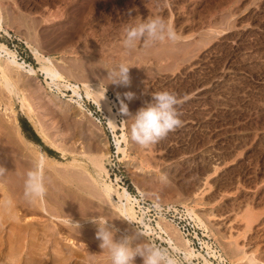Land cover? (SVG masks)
Wrapping results in <instances>:
<instances>
[{"label": "rangeland", "instance_id": "rangeland-1", "mask_svg": "<svg viewBox=\"0 0 264 264\" xmlns=\"http://www.w3.org/2000/svg\"><path fill=\"white\" fill-rule=\"evenodd\" d=\"M262 8L264 9V0H0V44L5 45L8 49L13 51L17 60L27 65L37 67V60L34 58L32 52V49H35L39 54L52 60L56 70L65 80L78 84L82 82H95L104 88L106 87V95L111 101L110 105H112L114 111L118 112L116 121L119 123H117L118 129L116 130L120 131L116 132L115 130V133L119 136L124 132L127 141V155L123 157V155L117 153V150L116 154L112 152V140H114L113 133H111V130L108 132L100 122L98 123L99 117L102 119L104 114L91 103L90 100L84 97L81 99L82 108L85 112L91 113L90 116H82L80 115L82 112L75 104L68 101L65 102L69 98V91H64L65 97L61 96V92L57 91L55 88L52 93H48V89L43 83V76H31L30 81H28L12 73L15 78L22 79L19 83L20 88L25 97L28 99L30 98L29 102L32 108L34 107L36 114L38 116L41 115L40 117L42 119L43 115L46 116H44L46 119L41 120L44 123L42 124L48 138L56 140L59 135V137L62 135L61 139L58 138L61 142V144L60 142L59 144L60 147L67 152L76 153V151L78 152L79 150L78 153L83 151L86 154L89 153V156L99 153L105 154L106 157L102 160V163L109 174L108 178H105L107 182L110 180L115 182L114 179L117 178L119 185L123 182L124 186H128L133 193L138 194L136 188L143 191V197L147 201L162 205H183L191 208L216 238L224 253L234 264H252L247 259H243V250L240 248L242 245L248 247V250L253 253L255 261H257L258 264H263L264 142L256 143L257 140L254 137V133L256 132L262 130L264 132V58H261L262 56L264 57V10ZM156 15L164 17L169 23L173 24L176 31L181 34V40L175 44L164 43L147 47L141 45L137 49L126 52L120 43L125 27L138 21L139 18L143 20ZM232 39L235 44L231 41ZM252 44H254V46ZM245 45L249 47L246 48ZM259 49H261V51ZM206 51L210 53L207 59L209 62L206 61L203 67L201 66L202 68H195V71L193 70L186 75L181 73V71L184 72L190 64L195 62L194 59H196L198 55ZM251 52H254V54ZM239 53L242 59L241 57L239 58V55H236ZM0 55L4 57V53L1 52V50ZM251 57L253 59H261L262 66L258 65L259 68L253 65L252 62L254 63L255 61H253ZM237 60L241 61L239 62ZM2 62L3 59H1V63ZM118 63H125L130 67L128 72L130 82L126 86L111 84V80L107 76V72ZM230 65L232 66L230 67ZM246 66L251 68H247ZM219 67H229V70L234 67L233 70H230V75L233 77L237 75V77L233 78L229 76L234 80L229 77L228 79L224 78V82L227 84L224 88L212 89V94H215V97H219L224 101L222 105L217 108L207 102L208 115L206 117V126H204V124L194 125L193 130L188 133H179L176 129L178 133L173 131L172 134H170V132L166 138L149 149H142L128 138V128L131 124V119H128V116L120 113L119 107L121 101L127 105L129 115H134L140 107L151 100V93L153 92L169 90L180 93V89L183 86L181 87V85H178V81L176 85L166 81L170 79L171 76L176 78L184 77V81L181 82L187 85L188 82H185L189 81L188 85H192L198 79H207L206 81H209L213 74L220 69ZM258 71L261 72L259 73ZM227 80H229V82ZM34 83L35 85H33ZM28 85H32L34 96L37 91L36 93L39 96L36 95V97H38L39 100L35 98L37 101L41 100V102L38 103L36 100L33 101L29 96L30 92L28 90L32 87L30 86L29 89L26 88ZM34 86H36V91L34 90ZM233 87H235V89H233ZM236 88L238 91H236ZM216 89L219 91H216ZM126 92H132L134 94L133 99H125L124 94ZM2 96L4 97L6 95L4 94ZM2 99L5 101L6 97ZM51 99L52 101H49ZM35 103H37L36 106L34 105ZM16 104L17 103H15L13 108L16 112V119L18 120V135L21 136L23 141L26 140L34 144L29 145L24 141L27 150L25 151L26 157L27 155L30 156L31 153L28 151L30 150L33 152V156L41 152L58 162H64L58 152L50 149L48 145L37 136L27 119L21 114L19 105ZM65 104H67V106H65ZM41 105L43 110L42 107L41 109L39 108ZM231 105L235 107L233 106V108ZM114 106H116L117 109H115ZM38 108L42 112L40 111V113H38ZM58 108L60 110L63 108L61 111H66L67 114L66 112H61ZM44 109H47L48 112H45ZM190 110L191 112H189ZM186 111H188V113H186ZM180 112L182 119L186 116H188L187 118L191 121L197 118L195 107H188V109ZM239 113L241 114L239 115ZM218 114H220L221 117ZM48 116L51 117L49 118ZM0 117V121L4 120L1 113ZM62 117L69 120L65 121ZM225 117H227L226 120H224ZM53 118L54 120H51ZM49 119L50 121H48ZM20 121H26L27 127H30L34 135L38 137V142L32 140V132L28 131L27 127L23 128ZM52 121L53 124L50 123ZM104 121H106L105 118ZM227 121L229 123H227ZM253 123L256 125L253 126ZM68 124L71 126L69 127ZM246 124H251V126H247ZM122 125L124 126V130L121 129ZM240 125H243V128ZM244 125H246L248 130L244 129L246 128ZM51 126L54 130L56 129V132ZM214 126H219L217 128H222L223 132H226L224 140L221 139L220 141V139H217V133L214 131L217 128ZM47 127H49L50 131H48ZM252 127H254V129ZM62 128H65L68 133H66L64 129L62 130ZM230 129L233 132H231ZM241 130H243V132ZM63 131L67 134L66 136L64 135L65 133H61ZM0 132H2L1 123ZM246 133H248V135ZM237 135L242 138V140L239 139L240 144L236 143L238 142L235 140ZM242 135L245 136L242 137ZM0 137V142H2L1 140H5L7 143L11 142L9 137L2 138L1 134ZM6 138H8V140H6ZM65 139H68V141ZM240 140L243 143L240 142ZM69 141L70 145L68 146L67 143H69ZM11 143L6 146L4 141L2 145L0 143L1 146L7 148H4L6 149V152H4L6 156L8 155V148L13 146V143ZM122 146H124L123 143ZM215 146L216 148H222L223 157L221 160L213 162L212 159H214V151L216 150ZM224 149L225 151H223ZM168 150H170L171 153L168 152ZM47 151H50V153ZM9 153L12 152L9 151ZM184 154L189 155L184 156ZM11 155L13 156L12 160L20 167H23V164H25L24 167L32 165L31 160L30 164L27 165L28 160H26L25 157L20 156L16 159L18 156H15L14 153ZM195 156L208 157L209 162L202 164L200 160L197 159L192 160L193 163L191 161L188 162L190 163L188 165L191 169L188 173L185 172L184 166H177L170 170H166L165 168V164L172 160L180 165V162L184 163V161L186 162L189 158ZM10 157L9 155V157L7 156L8 159L6 158L8 164L10 163ZM66 157L67 159L70 158L69 156ZM21 159L24 160L21 161ZM19 162L21 164H19ZM11 163V166L15 165L12 161ZM232 166L234 168H232ZM14 167H16V165ZM46 176L47 177H45V175L43 176L46 189L44 198L47 209L52 212L51 215H60V217H64L65 215V217H70L73 212H69L73 210L72 207H75L78 208L80 212H84L83 214L85 216L81 217L75 215L70 218L76 220L87 218L90 219L91 222L78 228H69L58 221L50 220L49 215H44L40 212L35 213L27 204L18 202L14 208V220H8L10 224L7 221L0 225V232L2 233H0V243H2V245L12 244V242L13 244L19 243L22 245L24 252L25 246H28L34 241L29 233H34L35 231L33 230L34 228L29 225L26 230L23 231L24 233L22 232L20 234V236L22 235L23 237H19L17 233L18 228L19 226L25 227L27 224L32 223L35 224V229L40 227L37 230L38 235L36 239L38 241L40 238V240L43 239V241H38V243L40 242L41 245L46 243L44 245L45 247L47 245V248H44L45 250L43 252L40 251V255L43 254L46 259L42 258L44 257L42 255L39 256L42 260L40 261L38 257L39 264H66V262H68L67 264H111L110 253L101 245V241L96 235L98 227L102 226L100 218L106 220L113 227L118 228L123 232L124 236H133L135 240L134 243H139L141 245L149 244L142 234L131 227V225L125 223V221L116 217L110 207L96 197L95 193L92 192L89 187L88 182L85 181L84 177L79 173L69 177L63 175L54 176L51 174H46ZM204 178L205 180H203ZM204 181H207L204 184L207 188L205 187L204 191L201 192V182L204 183ZM45 193L48 194L45 195ZM49 195H53L51 196L52 198ZM70 196L71 200L69 201ZM73 197L74 199H72ZM4 200L8 199L4 194L0 193L1 210H3V208L5 209L6 206L7 201ZM72 200L73 202H71ZM55 201L59 204H55ZM100 203L101 205H99ZM1 210L0 212L2 213ZM92 210L95 211L92 212ZM224 210L228 211L232 216L243 215L249 211L250 214L257 216L259 220L249 227L244 226L245 224L243 223L238 224L236 226V228L238 227V232L233 229L229 232L228 228L220 226L215 220L220 211ZM238 219L240 220L239 216ZM50 223L52 224L51 227H54L50 229L51 231L55 229V234V231L51 233L50 229L49 231L47 229L50 227L48 226L51 225ZM13 224L14 229L12 226ZM10 226H12V228H10ZM6 228H10L9 230L11 231L7 229V232L5 230ZM171 228L175 232V229L173 227ZM109 230L114 231V239L118 240L122 238L114 229L109 227ZM6 232L8 234L14 232V234L10 233V235H8ZM46 232L47 235L45 234ZM175 233L178 234L177 232ZM43 235L47 237L44 238ZM177 237L180 238L179 235H177ZM17 240L21 241V243ZM23 240L24 242L22 243ZM50 249L52 251L54 250L55 254H53L54 251L52 252ZM59 259L67 261L64 262L61 260L60 262ZM4 260L7 261L9 258H5ZM133 264H143L142 258L139 256L135 257Z\"/></svg>", "mask_w": 264, "mask_h": 264}, {"label": "bare ground", "instance_id": "bare-ground-1", "mask_svg": "<svg viewBox=\"0 0 264 264\" xmlns=\"http://www.w3.org/2000/svg\"><path fill=\"white\" fill-rule=\"evenodd\" d=\"M263 9V8H262ZM264 10V9H263ZM260 13V12H259ZM261 14V13H260ZM256 17V16H255ZM253 18V17H252ZM262 19V18H260ZM260 21V20H259ZM254 25V24H253ZM261 26V25H260ZM257 27V26H256ZM262 27V26H261ZM249 28V27H248ZM255 28V27H254ZM260 28V27H259ZM0 29H1V26H0ZM251 29V28H250ZM249 29V30H250ZM252 31V30H251ZM255 31V30H254ZM257 31V30H256ZM263 31V30H262ZM259 32V31H258ZM257 32V33H258ZM241 33V32H240ZM250 33V32H249ZM260 33V32H259ZM239 34V33H238ZM251 34V33H250ZM256 34V33H255ZM253 35V34H252ZM234 36V35H232ZM236 36V34H235ZM244 36V35H243ZM249 36V35H248ZM246 36V37H248ZM251 37V36H249ZM248 37V38H249ZM234 38V37H233ZM243 38V37H242ZM244 39H247V38H244ZM253 39V38H252ZM256 39V38H255ZM224 40V39H223ZM230 40V39H228ZM235 40V39H234ZM233 41V39L231 40ZM234 42V41H233ZM240 42V40H239ZM245 42V41H244ZM247 42V41H246ZM261 42V41H260ZM250 43V42H249ZM248 43V44H249ZM252 43V41H251ZM254 43V41H253ZM235 44V42H234ZM241 45V44H240ZM250 45V44H249ZM254 46V44H252ZM264 45V44H263ZM239 46V45H238ZM228 47H231V46H228ZM246 47V45H245ZM249 47V46H247ZM246 47V48H247ZM241 48V47H239ZM251 48V46H250ZM253 48V47H252ZM257 48V47H256ZM230 49V48H229ZM0 50L1 52L4 53V57L2 55H0V113L3 115V119L4 120H1L0 123H1V128H2V132H0V134L2 135V138L3 137H9L11 142L13 143V146H11L10 148H8V157L9 155L11 156L9 161L11 163V161L13 163H15L16 167L14 166H11L10 163L8 164V162H6V154L4 152H6V147L4 146H1L2 145V142L4 141V144L7 143L5 142V140H1L2 142L1 145H0V193L4 194L5 197L8 199V200H4V201H7L6 202V206H5V209L3 208V210H0L2 211V213L0 214V225L6 223L8 220H11L13 219L14 220V217H15V206L18 204V202H21V203H24V204H27L28 206L31 207V210L35 213L37 212H40L41 214H44V215H49V218L50 220H55V221H58L62 224H64L65 226L69 227V228H73V227H76L75 225H72L69 223V217H60L59 216H53L51 215L52 212L49 211L46 207V204H45V198H44V194L39 197V198H34V199H29V198H26L25 196V192H24V182H25V179H26V175L29 171H33L35 170L36 168V165L38 162H42L43 164V176L46 174H51V175H54V176H72L73 174H80L84 177V180L88 182L89 184V187L91 188L92 192L95 193L96 197L98 199H100L103 203L107 204L110 209L112 210L113 214L118 217L119 219L125 221V223L131 225V216H132V213H133V204L135 203L134 200L136 199H133L131 197V195L129 194V192L125 189V187H122L121 185L118 184L117 182V178H115V182H113L112 180H110L109 182L106 181L105 178H108L109 174L107 172V170L105 169V167L103 166V163H102V160L106 157L105 154H94V155H91L89 156L88 154H86L85 152L81 151V153H78L76 151V153H73V152H67L65 151L62 147H60V144L61 142L58 140V138L61 139V137L58 136V138L56 140H52L51 138H48L47 135L45 134V128L43 126V122L42 120L43 119H46L44 118L45 115H43V119L40 117L41 115H37L35 110H34V107L32 108V105L31 103L29 102V99L27 97H25L23 91L21 90L20 88V78H15L14 75L12 73L15 74V76L17 75L18 77H22L28 81H30V78L31 76H34V77H40V76H43V83L46 85L47 89H48V93H52L53 89L55 88L57 91L61 92V96H64L65 97V94H64V91H69L70 92V95H69V98L65 101V102H71L73 104L76 105V107H78L80 109V111L82 113H80V115H88L90 116L91 113L89 112H85V110L82 108V103H81V99L84 97L86 98L87 100H90L91 103H93L103 114H104V117L107 121V126L108 128L111 130V132L113 133V137H114V143H115V146H116V150H117V153H120L121 155L126 156L127 155V141H126V137H125V134L124 132H122L119 136L115 133V130L118 129V124L116 123V117L118 115V112L117 111H114L113 108H112V105H110L111 101L109 100V98L107 97L106 95V92H105V95H104V98L101 100V96L100 95H97L93 92L96 91L97 87L99 89H103L104 87L101 86L100 84L98 83H95V82H82V83H72L71 81H68V80H65L62 75L56 70L55 68V65L53 64L52 60L48 57H45L41 54H39L35 49H32V52H33V55H34V58L37 60V67H32L30 65H27L23 62H20L19 60H17L15 54L13 51H11L10 49H8L5 45L3 44H0ZM234 50V49H233ZM261 51V49H259ZM235 52V51H234ZM237 52V50H236ZM231 53V52H230ZM233 53V52H232ZM254 54V52H251ZM260 53V52H259ZM262 53V52H261ZM209 51H206V52H203L202 54L198 55L195 60V62L193 64H190L188 68L185 69L184 72L181 71L182 74H188L189 72L193 71L195 68H199L203 65L206 61H208V57H209ZM235 54V53H234ZM233 54V55H234ZM252 54V55H253ZM256 54V53H255ZM258 54V53H257ZM228 55V54H227ZM232 55V56H233ZM236 55H239V58L241 57L240 53L239 54H236ZM251 55V54H250ZM263 55V53H262ZM235 56V55H234ZM236 57V56H235ZM212 58V57H210ZM232 58V57H231ZM238 58V57H237ZM238 58V59H239ZM248 58V56H247ZM252 58V57H251ZM261 58H264L263 56ZM1 59H3V64L1 63ZM242 59V57H241ZM250 59V58H249ZM211 60V59H210ZM248 60V59H247ZM253 61H255L254 63L252 62L253 65H256V66H262V60L257 58V59H253ZM239 61V60H237ZM241 61V60H240ZM239 61V62H240ZM243 61V60H242ZM250 61V60H249ZM187 62V61H186ZM209 62V61H208ZM238 62V63H239ZM247 63V61H246ZM243 64V63H242ZM251 64V63H250ZM249 64V66H250ZM227 65V64H226ZM244 65V64H243ZM185 66V65H184ZM232 65H230L231 67ZM241 66V65H240ZM247 67V68H251V67ZM252 66V65H251ZM258 66V67H259ZM179 67V66H178ZM201 67V68H202ZM227 67V66H226ZM236 67V66H234ZM233 67V69H234ZM257 67V68H258ZM220 68V67H219ZM243 68L245 69V67L243 66ZM253 68V66H252ZM256 68V69H257ZM260 68V67H259ZM232 69V68H231ZM230 69V70H231ZM232 69V70H233ZM237 69V68H236ZM255 69V68H254ZM229 70V67L228 68H223L221 67L219 70H217L211 79H209V81H206V80H203V79H198V80H194V84L192 85H188L189 81H186L185 83H187V85H184L183 82L181 81H184V77H179L181 75H179L178 77L179 78H176L174 76H171L173 78L170 77V79H167L166 81H168V83H173L174 85H176L177 81L179 82L178 85H181V89H180V93H177V95L179 97L182 98V103L179 105V111H184L185 109H188V107H195V111L197 113V118L193 121L189 120V118H187L188 116L186 117H183L182 121H183V125L181 127H179L177 130L179 131V133L183 132V133H188V132H191L193 130V126L194 125H202L206 123V117L208 115V108H207V102L208 104L210 105H213L215 108L219 107L222 105V102L224 100H222L221 98L219 97H215L211 92L213 88H217V89H220V88H224L225 85V82H224V78H227L229 76H231V72ZM251 70V69H250ZM264 70V69H263ZM195 71V70H194ZM198 71V70H196ZM235 71V70H234ZM255 71V70H254ZM254 71H251V72H254ZM237 72V71H236ZM239 72V70H238ZM237 72V73H238ZM244 72V70H243ZM246 72V71H245ZM259 72V71H258ZM261 72V71H260ZM259 72V73H260ZM194 73V72H193ZM250 73V72H249ZM248 73V74H249ZM256 73V72H255ZM198 74V72H197ZM205 74V73H204ZM239 74V73H238ZM194 75V74H193ZM234 75V74H233ZM236 75V74H235ZM240 75V74H239ZM258 75V73H257ZM262 75V74H261ZM184 76V75H183ZM200 76V75H199ZM260 76V75H259ZM264 76V74H263ZM191 77L193 78V76L191 75ZM190 77V78H191ZM233 77V76H231ZM235 78L237 77L234 76ZM233 77V78H234ZM33 78V77H32ZM166 78V77H165ZM207 78V77H206ZM230 78V77H229ZM233 78H230V79H233ZM187 80H189L188 78H186ZM262 79V77H261ZM25 80V81H26ZM164 80V79H163ZM234 80V79H233ZM238 80V79H237ZM236 80V82H237ZM263 80V79H262ZM35 81V80H34ZM165 81V80H164ZM229 82V80H227ZM226 81V82H227ZM232 81V80H231ZM159 82V81H158ZM163 82V81H162ZM25 83V82H24ZM161 83V81H160ZM193 83V82H192ZM31 84V83H30ZM156 84V83H155ZM171 84V85H173ZM183 84V85H182ZM233 84V83H232ZM35 85V83L33 84ZM32 87V85H30ZM30 86L28 85V87L26 86V88H30ZM35 87L34 86V90H35ZM165 87V86H164ZM168 87V86H167ZM171 87V86H169ZM179 87V86H178ZM231 87V86H230ZM227 88V87H226ZM240 88V87H239ZM27 89V90H28ZM151 89V88H150ZM216 91H219L217 90ZM230 89V88H229ZM228 89V90H229ZM233 89H235V87H233ZM237 89V88H236ZM242 89V88H241ZM93 92H92V91ZM30 92V97L34 100H36V102H41L40 101H37L38 97H36V95H38L36 92H35V96H34V91H33V87L30 88L28 90ZM221 91V90H220ZM235 91V90H234ZM238 91V89L236 90ZM241 91V90H240ZM177 92V91H176ZM175 92V93H176ZM227 92V91H226ZM215 93V92H214ZM6 95V96H2V95ZM28 94V93H27ZM219 94V92H218ZM229 94V93H228ZM51 95V94H50ZM221 95V94H220ZM223 95V94H222ZM221 95V96H222ZM227 95V94H226ZM39 96V95H38ZM48 96V95H47ZM53 96V95H51ZM224 96V95H223ZM5 101L2 99V98H5ZM37 99H36V98ZM41 98V97H40ZM50 98V97H49ZM117 98V97H116ZM55 99V98H54ZM244 99V98H243ZM242 99V100H243ZM39 100V99H38ZM232 100V99H231ZM234 100V99H233ZM32 101V103H33ZM49 101H52L49 100ZM226 102V101H225ZM230 102V101H229ZM234 102V101H233ZM15 103H17L19 105V110L21 112V114L27 119V121L29 122V124L31 125V127L33 128L34 132L37 134V136L39 138H41L42 141H44L48 147L56 152H58L61 156V159L64 160V162H58L46 155H44L43 153L41 152H38L36 155L34 154L33 156V152L28 150L30 153V156L27 155L26 157V154H25V151L26 150V147H25V143L29 144V145H34L33 143L29 142V141H24L22 140L21 136L18 135V130H19V126H18V120L16 119V112L13 108V106L15 105ZM54 103V102H53ZM113 103V102H112ZM16 104V105H17ZM37 103H35L34 105L36 106ZM56 104V103H55ZM39 105V104H38ZM37 105V107H38ZM53 105V104H52ZM57 105V104H56ZM114 105V103H113ZM54 106V105H53ZM65 106H67V104H65ZM232 107L234 105H231ZM35 107V108H37ZM42 105L39 106V108L41 109ZM56 107V106H55ZM59 107V106H57ZM115 109L116 106H114ZM211 107V106H210ZM230 107V106H229ZM235 107V106H234ZM233 107V108H234ZM262 107V106H261ZM260 107V108H261ZM38 108V109H39ZM85 108V107H84ZM228 108V107H227ZM39 109V112L40 113V110ZM48 109V108H47ZM45 110V112H48V110ZM59 109V108H58ZM63 109V108H62ZM61 109V110H62ZM212 109V108H211ZM222 109V108H221ZM42 110H43V107H42ZM60 110V109H59ZM60 110V111H61ZM66 110V109H65ZM217 110V109H216ZM256 110V109H255ZM37 111V109H36ZM193 111V110H192ZM42 112V111H41ZM43 112V113H45ZM63 112V111H61ZM66 111H64L63 113H65ZM191 112V110L189 111ZM235 112V111H234ZM233 112V113H234ZM181 113V112H180ZM186 113H188V111H186ZM195 113V114H196ZM218 113V111H217ZM236 113V112H235ZM46 114V113H45ZM52 114V112H51ZM55 114V113H54ZM67 114V112H66ZM65 114V117L67 116ZM192 114V113H191ZM194 114V113H193ZM222 114V113H220ZM218 114V115H220ZM241 113H239L240 115ZM56 115V114H55ZM63 115V114H62ZM184 115V114H183ZM212 115V114H211ZM226 115V114H225ZM235 115V114H234ZM244 115V114H243ZM246 115V114H245ZM53 116V115H52ZM69 116V115H68ZM190 116V115H189ZM214 116V115H213ZM230 116V115H229ZM40 117V118H39ZM46 117V116H45ZM49 117V116H48ZM51 117V116H50ZM49 117V118H50ZM60 117V116H58ZM57 117V118H58ZM64 117V116H63ZM62 117V118H63ZM64 117V118H65ZM182 117V115H181ZM192 117V115H191ZM210 117V116H209ZM212 117V116H211ZM221 117V115H220ZM231 117V116H230ZM236 117V116H235ZM240 117V116H238ZM1 118V117H0ZM63 118V119H64ZM67 118V117H66ZM69 118V117H68ZM227 117H225L224 120H226ZM229 118V117H228ZM245 118V117H244ZM42 119V120H41ZM62 119V120H63ZM220 119V118H219ZM256 119V118H255ZM259 119V118H258ZM51 120H54L51 119ZM59 120V118H58ZM65 121H68L66 119H64ZM211 120V118H210ZM223 120V119H222ZM244 120V119H243ZM50 121V119L48 120ZM64 121V122H65ZM212 121V120H211ZM216 121V120H214ZM220 121V120H219ZM252 121V120H250ZM254 121V120H253ZM260 121V120H259ZM213 122V121H212ZM249 122V121H248ZM43 123V124H42ZM47 123V122H46ZM49 123V122H48ZM51 124H53V121L50 122ZM66 123V122H65ZM227 123H229L227 121ZM245 123V122H243ZM259 123V122H258ZM50 124V125H51ZM62 124V123H61ZM122 124V123H121ZM211 124V122H210ZM209 124V125H210ZM58 125V123H57ZM64 125V124H62ZM85 125V124H84ZM212 125V124H211ZM217 125V124H216ZM247 125V124H246ZM246 125H244L246 127ZM249 125V124H248ZM247 125V126H248ZM253 126L256 125L255 123L252 124ZM258 125V124H257ZM56 126V125H55ZM59 126V125H58ZM57 126V127H58ZM69 126V124H68ZM71 126V125H70ZM69 126V127H70ZM81 126V124H80ZM79 126V127H80ZM220 126V125H219ZM219 126H214V127H219ZM222 126V125H221ZM241 126V125H240ZM243 126V125H242ZM241 126V127H242ZM251 126V124L249 125ZM63 127V126H62ZM87 127V126H86ZM89 127V126H88ZM224 127V126H223ZM232 127V126H231ZM230 127V128H231ZM235 127V126H234ZM239 127V128H241ZM48 128V131L49 130V127ZM52 128V126H51ZM56 128V127H55ZM66 128V127H65ZM65 128H62V130L64 129V131L66 133H68ZM74 128V127H73ZM72 128V129H73ZM120 128V127H119ZM206 128V127H205ZM210 128V126H209ZM243 128V127H242ZM250 128V127H249ZM254 129V127H252ZM54 130V128H52ZM61 129V127H60ZM59 129V130H60ZM82 129V128H81ZM85 129V128H84ZM83 129V130H84ZM122 130H124V126L122 125ZM195 129V128H194ZM207 129H208V126H207ZM229 129V128H228ZM233 129V128H232ZM236 129V128H235ZM244 129H247L244 128ZM252 129V130H253ZM47 130V129H46ZM56 130V129H55ZM54 130V131H55ZM58 130V131H59ZM68 130V129H67ZM70 130V129H69ZM79 130V129H78ZM82 130V131H83ZM121 130V131H122ZM231 130V129H230ZM237 130V129H236ZM248 130V129H247ZM251 130V131H252ZM61 132V133H65V132ZM87 131V130H86ZM176 131V130H175ZM174 131V132H175ZM178 131H176L178 133ZM200 131V130H199ZM217 134H216V137L217 139H223L224 140V136H225V133L226 132H223L222 128L219 129L217 128L216 130H214ZM227 131V129H226ZM243 132V130H241ZM246 131V130H245ZM56 132V131H55ZM70 132V131H69ZM75 132V130H74ZM80 132V130H79ZM85 132V131H84ZM197 132V131H196ZM231 132H233L231 130ZM237 132V131H235ZM256 132V131H255ZM48 133V132H47ZM64 134L65 136L67 134ZM90 133V132H88ZM87 133V135H88ZM176 133V134H177ZM228 133V131H227ZM58 134V132H57ZM55 134V135H57ZM59 134H60V131H59ZM79 134V133H78ZM172 134V132L170 133ZM238 134V133H237ZM248 135V133H246ZM245 134V135H246ZM63 135V137H64ZM71 135V134H70ZM169 135V134H168ZM179 135V134H178ZM187 135V134H186ZM239 135V134H238ZM238 135L236 136L237 138L235 140H237L238 142L236 143H239V139L242 140V138L238 137ZM241 135V134H240ZM244 135V136H245ZM246 135V136H247ZM80 136V135H79ZM85 136V135H84ZM83 136V137H84ZM177 136V135H176ZM189 136V135H188ZM194 136V135H193ZM242 135V137H244ZM52 137V135H51ZM56 137V136H55ZM69 137V136H68ZM87 137V136H85ZM91 137V136H90ZM192 137V135H191ZM249 137V136H248ZM254 137L255 139L257 140L256 143H261V142H264V132L263 130L262 131H258L256 133H254ZM1 138V137H0ZM70 138V137H69ZM74 138V137H73ZM81 138V137H79ZM188 138V137H187ZM186 138V139H187ZM229 138V137H228ZM246 138V137H245ZM250 138V137H249ZM63 139V138H62ZM248 139V138H247ZM6 140H8V138H6ZM64 140V139H63ZM66 141H68V139H65ZM80 140V139H79ZM83 140V139H82ZM86 140V138H85ZM90 140V139H89ZM88 140V141H89ZM93 140V139H92ZM216 140V139H215ZM240 140V142H242ZM253 140V139H252ZM62 141V140H61ZM71 141V140H70ZM70 141L69 143H67V145L69 146L70 145ZM75 141V140H74ZM81 141V140H80ZM212 141V140H211ZM234 141V140H233ZM11 142H8L6 145H10ZM60 142V144H59ZM76 142V141H75ZM84 142V141H83ZM229 142V141H228ZM11 143V144H12ZM65 143V142H64ZM122 143L124 146H122ZM220 143V142H219ZM243 143V142H242ZM25 144V145H24ZM63 144V143H62ZM86 144V142H85ZM84 144V145H85ZM185 144V143H184ZM240 144V143H239ZM75 145V144H74ZM82 145V144H80ZM73 146V145H72ZM219 146V145H218ZM239 146V145H238ZM259 146V145H257ZM9 147V146H8ZM67 147V146H66ZM76 147V146H75ZM165 147V146H164ZM185 147V146H184ZM189 147V146H188ZM194 147V146H193ZM6 148V149H4ZM166 148V147H165ZM169 148V147H168ZM183 148V147H182ZM190 148V147H189ZM192 148V147H191ZM216 148V146H215ZM214 148V149H215ZM241 148V147H240ZM259 148V147H258ZM261 148V147H260ZM78 149V147H77ZM87 149V148H86ZM93 149V148H92ZM210 149V148H208ZM236 149V148H235ZM239 149V148H238ZM68 150V149H67ZM75 150V148H74ZM185 150V149H184ZM192 150V149H191ZM222 148L221 147H218L216 148V150L214 151V161H219L222 159L223 157V153H222ZM12 152L14 153L15 156H18L16 159H18L20 156L21 157H25L27 161V165L30 164V160H31V166H25V164H23V167H20L18 166V164L16 162H14L12 159H13V156L11 155L12 153H9ZM195 151V150H194ZM199 151V150H198ZM205 151V150H204ZM212 151V150H211ZM225 151V149L223 150ZM168 152L171 153L170 150H168ZM188 152V151H187ZM190 153V152H189ZM201 154V153H200ZM186 154H184L185 156ZM189 154H187L186 156H188ZM199 155V154H197ZM66 156H69L70 158L67 159ZM181 156V155H180ZM225 156V155H224ZM41 157H43V160L41 161ZM190 157V156H189ZM162 158V157H160ZM8 159V158H7ZM200 160V162L203 164L205 163H208L209 162V159L208 157L205 158V157H202V156H195V157H191L189 158L188 161H184V163H181L180 162V165H178V163L176 161H170L169 163L165 164V168L166 170H170V169H173L177 166H184L185 168V172L188 173L190 172V168H189V165L190 163L188 162H192V160ZM211 159V158H210ZM225 159V157H224ZM24 160V159H21V161ZM178 160H181V159H178ZM18 162V160H17ZM195 162V161H194ZM197 162V161H196ZM211 162V161H210ZM223 162V161H222ZM220 162V163H222ZM193 163V162H192ZM12 164V163H11ZM19 164H21L19 162ZM217 164V163H216ZM239 165V164H238ZM242 165V164H241ZM18 166V168H17ZM22 166V165H21ZM214 166V165H213ZM216 166V165H215ZM218 166V165H217ZM215 168V167H214ZM213 168V169H214ZM231 168V167H230ZM232 168H234L232 166ZM231 168V169H232ZM229 170V169H228ZM181 171V170H180ZM231 171V170H230ZM166 172V171H165ZM237 172V171H236ZM175 173V172H174ZM209 176V175H208ZM80 177V176H79ZM181 177V176H180ZM207 178V176H206ZM205 180V178L203 179ZM207 182V181H206ZM204 181L201 182V185H202V191H204V188L206 187V185H204L206 183ZM48 184V183H47ZM54 184V183H53ZM200 184V183H199ZM204 186V187H203ZM207 188V187H206ZM76 189V188H75ZM136 192H138L139 196H141L142 198L143 197V191H141L139 188H136ZM46 191V189H45ZM48 194V193H47ZM45 193V195H47ZM50 196V195H49ZM53 196V195H51ZM50 196V197H51ZM61 196V195H60ZM73 196V195H71ZM71 196H70V199L69 201L71 200ZM82 197V196H81ZM52 198V197H51ZM77 198V197H76ZM74 199V197L72 198ZM247 199V198H245ZM50 200V199H49ZM54 200V199H53ZM52 201V200H51ZM68 201V202H69ZM73 202V200L71 201ZM246 202V201H245ZM2 203V202H1ZM65 203V202H64ZM5 204V203H4ZM55 204H59L55 201ZM71 204V203H70ZM86 204V203H85ZM93 204V203H92ZM62 205V204H61ZM101 205V203L99 204ZM22 206V205H20ZM76 206V205H74ZM78 206V205H77ZM1 207V206H0ZM24 207V206H23ZM27 207V206H26ZM50 207V206H49ZM66 207V206H64ZM101 207V206H100ZM29 208V207H28ZM69 208V207H68ZM244 208V207H243ZM71 209V208H70ZM72 211L69 212V213H72V216H81V217H84L85 215L80 212V210L78 208H75V207H72ZM246 209V207H245ZM51 210V209H50ZM67 210V209H66ZM88 210V209H87ZM96 210V209H95ZM94 210V211H95ZM238 210V209H237ZM244 210V209H243ZM247 210V209H246ZM20 211V210H19ZM30 211V210H29ZM91 211V210H90ZM92 210V212H94ZM250 211V209H249ZM248 211V212H249ZM54 212V210H53ZM60 212V211H59ZM98 212V211H97ZM243 212V211H242ZM241 212V213H242ZM248 212L244 213L243 215H238L240 217V220L238 219V216L235 215V216H232L228 211H220V213L218 214V216L215 218L216 222L220 225V226H223V227H226L228 228L229 232L230 230H234V231H237L238 232V227L236 228V226L238 224H245L244 226H252L254 223H256L259 219L257 216L255 215H252L248 214ZM20 213V212H18ZM67 213V212H66ZM32 214V212H31ZM57 214V213H55ZM87 214V213H86ZM19 215V214H18ZM58 215V214H57ZM63 215V213H62ZM67 215V214H66ZM70 215V214H69ZM109 215V214H108ZM70 215V217H72ZM197 216V215H196ZM102 217V216H101ZM21 218V217H19ZM18 218V219H19ZM197 218L199 219V217L197 216ZM37 220V219H36ZM49 220V222H50ZM200 220V219H199ZM24 221V220H23ZM100 221H101V224L103 225L105 222H106V227H110L111 229H114L115 231H117L122 237L124 236L123 232L120 231L118 228H115L113 227L111 224H109L106 220H104L103 218H100ZM201 221V220H200ZM242 221V222H241ZM12 222V221H11ZM36 222V221H35ZM42 222V220H41ZM71 222L73 223H77L78 224V227H81V226H84V225H87L88 222H91L90 219H82V220H76V219H73L71 218ZM202 222V221H201ZM9 223V221H8ZM19 223V222H18ZM10 224V223H9ZM7 224V225H9ZM21 224V223H20ZM19 224V225H20ZM51 224V223H50ZM55 224V223H54ZM203 224V223H202ZM31 226L33 227L34 229V233H29L30 236H32V241L28 246H25V251L23 252V249H22V245L21 244H8V245H2V243H0V264H39L40 262L38 261V257L39 256H44L43 254L40 255V251H44L45 249L44 248H47V245L46 247L44 246L46 243H44V245H41L40 242L38 243V241H43V239L37 241L36 239V236L38 235L37 234V230L38 229H35V224H27L25 227H20L18 228V235L19 237H23L22 235L20 236V234L26 230L27 226ZM40 225V223H39ZM38 225V226H39ZM42 225V224H41ZM264 225V224H263ZM13 226V229H14V224L12 225ZM12 226H10V228H12ZM16 226V225H15ZM44 226V225H43ZM50 226L49 228H46L49 229L50 228H54V227H51V225H48ZM9 227V226H8ZM18 227V226H17ZM16 227V229H17ZM36 227H37V223H36ZM172 227V226H171ZM170 227V225L168 224H164L162 225L161 223H157V227H156V232H154L153 230L151 231V233H154L158 239L164 241L169 249L177 254V255H181V259L183 261H185L187 264H193L192 262V258L193 257H197L196 254L192 251V249L188 246V242L186 240H182L181 238H178L177 235L173 230L172 228ZM4 228V227H3ZM9 228V229H10ZM44 228V229H46ZM134 228V227H133ZM8 228H6L5 230L7 231ZM8 229V230H9ZM0 230H1V226H0ZM72 230V229H71ZM4 231V230H3ZM11 231V230H9ZM13 231V230H12ZM17 231V230H16ZM47 231V230H46ZM55 231L50 229V232L53 233ZM170 231V232H169ZM172 231V232H171ZM8 232V231H7ZM6 232V234H8ZM49 232V233H50ZM139 232V231H138ZM1 233V232H0ZM10 233H13L14 232H10ZM10 233L8 235H10ZM15 233V234H17ZM24 233V232H23ZM41 233V232H39ZM56 233V231L54 232V234ZM140 234L144 235L142 232H139ZM160 233H163L166 235V238H163ZM172 233V234H170ZM2 234V233H1ZM0 234V235H1ZM28 234V232H27ZM47 235V232L45 233ZM25 235V234H24ZM42 235V234H41ZM40 235V236H41ZM39 236V237H40ZM44 236V235H43ZM55 236V235H54ZM145 236V235H144ZM25 237V236H24ZM42 237V236H41ZM47 237V236H44V238ZM53 237V236H52ZM94 237V236H93ZM26 238V237H25ZM54 238V237H53ZM10 239V238H9ZM15 239V238H13ZM12 239V241H13ZM23 239V238H22ZM28 239V237H27ZM50 239V237H49ZM8 240V239H7ZM6 240V241H7ZM31 240V239H30ZM46 240V239H45ZM9 241V240H8ZM18 241V240H17ZM5 242V241H4ZM21 243V241H18ZM24 242V240L22 241V243ZM45 242V241H44ZM50 242V241H49ZM241 242V241H240ZM52 243V242H51ZM28 244V243H27ZM243 244V243H242ZM245 244V243H244ZM24 245V244H23ZM53 245V244H52ZM241 245V244H240ZM44 246V247H43ZM49 246V244H48ZM263 246V245H262ZM50 247V246H49ZM48 247V248H49ZM52 247V246H51ZM61 247V246H60ZM58 247V248H60ZM53 248V247H52ZM240 248L243 250V259H247L248 261H250L252 264H258L257 261H255V258L253 256V253L251 251L248 250V247H246V245H242L240 246ZM54 249V248H53ZM264 249V248H262ZM51 250V249H50ZM64 250V249H63ZM62 250V251H63ZM52 251V250H51ZM50 251V252H51ZM54 251V250H53ZM52 251V252H53ZM58 251V249H57ZM41 252V253H42ZM51 252V254H52ZM60 252V251H59ZM72 252V251H71ZM61 253V252H60ZM67 253V252H66ZM263 253V252H262ZM55 254V251L54 253ZM65 254V253H64ZM58 255V254H57ZM52 256V255H51ZM64 256V255H63ZM71 256V255H70ZM259 256V255H258ZM54 257V255H53ZM55 257H58V256H55ZM65 257V256H64ZM72 257V256H71ZM70 257V258H71ZM173 257V256H172ZM5 258H9V260L5 261L4 259ZM41 257H39L40 259ZM42 258H45L42 257ZM59 258V257H58ZM174 258V257H173ZM46 259V258H45ZM44 259V260H45ZM67 259V258H66ZM175 259V264H185L184 262H181V260H178L176 258ZM54 260V259H53ZM60 260V259H59ZM62 261H64V259H61ZM60 260V262H61ZM69 260V259H68ZM72 260V259H71ZM263 260V259H261ZM40 261H42L40 259ZM67 261V260H66ZM64 261V262H66ZM264 261V260H263ZM44 262V261H43ZM51 263V262H50ZM68 262H66L67 264ZM43 264V263H41ZM56 264V263H54ZM59 264V263H57ZM62 264V263H61ZM202 264H213L211 263L209 260H207L206 258H204L202 260ZM264 264V263H263Z\"/></svg>", "mask_w": 264, "mask_h": 264}, {"label": "clouds", "instance_id": "clouds-1", "mask_svg": "<svg viewBox=\"0 0 264 264\" xmlns=\"http://www.w3.org/2000/svg\"><path fill=\"white\" fill-rule=\"evenodd\" d=\"M180 40L181 34L176 31L174 25L164 17L156 15L143 20L139 18L138 21L126 26L120 43L127 52L141 45L147 47L164 43L175 44ZM129 68L125 63L116 64L107 72L111 84L128 85L130 82ZM105 92L106 87L102 90L97 87L93 93L100 95L102 100ZM133 96L132 92L124 94L127 100L133 99ZM181 103L182 98L174 91L161 90L151 93V100L140 107L134 115H129L127 105L121 101L120 113L131 119L128 138L142 149L153 148L170 132L183 125L179 111ZM42 160L43 157H41ZM24 192L26 198L29 199L39 198L44 194L42 162H38L35 170L27 173ZM69 223L78 228V224L71 222L70 217ZM96 235L101 245L110 253L111 264H133L137 256L142 258L143 264H175V259L166 250L152 244L134 243L133 236L114 239V231L106 227V222L98 227Z\"/></svg>", "mask_w": 264, "mask_h": 264}, {"label": "built area", "instance_id": "built-area-1", "mask_svg": "<svg viewBox=\"0 0 264 264\" xmlns=\"http://www.w3.org/2000/svg\"><path fill=\"white\" fill-rule=\"evenodd\" d=\"M104 118V116L102 119L99 117L98 123L100 122L104 129L110 132ZM116 123L119 122L116 121ZM117 131L120 130H116V132ZM112 147V152L116 154L114 140H112ZM121 186H124L123 182H121ZM124 187L131 197L136 199L133 204L131 227H134L136 231L142 232L149 244L166 250L170 256L187 264L181 259V255L173 253L164 241L158 239L154 233H151L152 230L156 232L158 222L162 225L169 224L175 229L182 240L188 242V246L196 254L197 257L192 258L193 264H202L204 258L213 264H234L224 253L216 238L208 228L202 224L191 208L183 205H162L150 202L137 193H133L128 186ZM160 235L166 238L165 234L160 233Z\"/></svg>", "mask_w": 264, "mask_h": 264}, {"label": "trees", "instance_id": "trees-1", "mask_svg": "<svg viewBox=\"0 0 264 264\" xmlns=\"http://www.w3.org/2000/svg\"><path fill=\"white\" fill-rule=\"evenodd\" d=\"M20 124H21V126L24 128V127H27V123H26V121H20ZM28 129V131H30V132H32V130H31V128L30 127H27ZM32 140L33 141H36V142H38V137L36 136V135H34V133L32 132ZM48 153H50V151H47Z\"/></svg>", "mask_w": 264, "mask_h": 264}]
</instances>
